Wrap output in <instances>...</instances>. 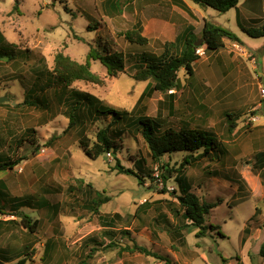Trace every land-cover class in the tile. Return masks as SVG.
Instances as JSON below:
<instances>
[{
  "label": "rangeland",
  "instance_id": "374dc122",
  "mask_svg": "<svg viewBox=\"0 0 264 264\" xmlns=\"http://www.w3.org/2000/svg\"><path fill=\"white\" fill-rule=\"evenodd\" d=\"M104 1L0 0V46L9 45L14 53L9 56H15L14 61L0 59V97L8 99L0 104V156L25 158L11 171H0L8 195L17 199L15 205L0 202L4 264H18L21 258L24 264H264L258 256L264 240V183L255 165V156L264 152V38L243 32L264 25V0H247L237 13L201 9L186 0L190 13L167 0H118L115 12ZM204 19L233 33L238 42L224 39L216 52L199 47L193 75L181 69L174 91L146 94L138 102L150 81L131 78L132 60L116 77L90 60L102 84L77 81L67 93H88L118 111L133 109V117L154 119L160 132L201 130L216 139L219 154L192 161L182 172L191 192L215 205L206 216L215 228L198 239L170 212L177 208L174 171L187 154H164L154 163L140 132L125 128L117 133L108 117L91 116L86 109L76 112L77 121L68 128L69 106L53 62L61 52L83 64L90 49L103 48L158 57L187 26L201 40ZM137 24L147 39L144 46L123 38ZM226 116L235 123L231 134ZM106 128L120 147L88 155L96 132ZM116 161L145 177L119 174L113 169ZM93 192L108 199L98 214L90 209ZM20 214L37 222L34 234L21 226ZM103 217L114 218L111 229L104 228ZM133 243L162 259L124 251Z\"/></svg>",
  "mask_w": 264,
  "mask_h": 264
},
{
  "label": "trees",
  "instance_id": "16d2710c",
  "mask_svg": "<svg viewBox=\"0 0 264 264\" xmlns=\"http://www.w3.org/2000/svg\"><path fill=\"white\" fill-rule=\"evenodd\" d=\"M117 1L106 0L105 4L110 11L117 12L119 10ZM173 6L190 13L185 0H167ZM193 5L198 6L201 9L211 8L218 13H226L231 9H235L240 0H186ZM137 28L126 31L123 34V38L129 43L138 46H144L147 43V39L141 35L142 29L139 24ZM243 32L251 38H264V25L257 29H243ZM200 38L204 47V52H216L223 48L224 39L238 42V38L230 31L218 27L208 20L203 21V27L201 30ZM197 37L193 32L192 26H187L172 42H167L163 45L164 51L158 56H152L146 53H140L137 55H127L122 52H110L107 48H103V51L99 52L96 49H90L86 58V62L83 64L77 63L71 60L68 56L63 55L61 52L54 56L53 74L55 75L56 82L61 84L62 96L64 103L69 106L68 113V128L75 125L77 121L76 112L80 113L83 109L87 110L91 116L97 118H109V125H113L117 129V133H121L125 128L134 129L140 132L143 140L148 146L151 160L154 163H160V159L164 154L172 153H186L183 158V164L174 171L176 173L175 182L177 184V192H172L177 208L175 206L171 208L172 215L180 218L185 224V227H192L195 231V237L205 238L207 233L214 229L212 224H207L206 216L209 214L215 205L209 204L205 201H201L195 194L191 192L190 184L186 182L183 177V168L186 165H190L192 161H196L202 157L211 155V153H220L221 148L216 139L209 133L201 130H192L181 128L176 131L172 128H167L160 132V125L154 120L148 117H133V109L131 111H118L116 109L107 107L102 102L88 93H83L75 90H70L69 87L77 81L91 83L94 85H101L102 80L91 72L89 61H98L106 70L108 77H116L119 73H125L127 60H132L134 73L131 78L138 82L150 81L147 88L142 93L138 102L143 99L146 94L158 92L161 94H167L170 91H174L177 85V73L183 69L186 75H193V64L198 60L199 56L196 54V50L199 47H195L194 44L197 41ZM9 45L0 46V59L8 57V60L14 61L13 48L10 49ZM13 47V46H12ZM13 53L9 56L10 53ZM67 94V96H66ZM172 95V94H169ZM26 104L27 102L24 101ZM33 104V102H31ZM229 121L227 132L231 134L235 129L234 121H231V116H226ZM122 130V131H121ZM97 143L94 146L92 152H87L92 157H98L100 154L115 153L120 147L118 142L113 141L107 133L106 129H100L96 132ZM201 151V152H200ZM196 154V155H194ZM256 167L259 169V177L264 183V152L258 153L255 156ZM25 158H16L14 160L9 157L0 156V171H11ZM160 168H166V171H170L168 166H159ZM119 174H125L133 176L136 179L140 177L132 169L123 168L116 161V166L113 168ZM161 178L165 181V175L161 174ZM94 198L90 201V209L93 213L98 214L99 207L108 201L107 198H102L97 192H93ZM17 200V199H16ZM14 198H10L7 193V188L2 181H0V202L2 205L10 204L15 205ZM20 205L19 207H21ZM175 208V209H174ZM20 224L27 229L29 233L34 234L37 227V222H31L29 217L20 214ZM101 216H99L100 218ZM114 217H117L115 215ZM103 217V226L105 229H111L114 225V218ZM111 231V230H106ZM111 233V232H105ZM125 236H128V232H123ZM128 253L139 252L146 256H151L156 259H162L157 254L147 250L144 247L134 244L132 246H126L123 248ZM89 254L87 257L89 258ZM258 256L264 260V241L260 244L258 249ZM0 261L7 263L5 257L0 256ZM25 259L21 258L18 264H24ZM237 261H239L237 259ZM168 264L167 260H164ZM237 264H240L238 262Z\"/></svg>",
  "mask_w": 264,
  "mask_h": 264
},
{
  "label": "water",
  "instance_id": "95a60500",
  "mask_svg": "<svg viewBox=\"0 0 264 264\" xmlns=\"http://www.w3.org/2000/svg\"><path fill=\"white\" fill-rule=\"evenodd\" d=\"M202 45V41L201 40H197L194 44L195 47H200ZM4 102H8V99L5 97H0V104L4 103ZM0 264H4L2 262H0Z\"/></svg>",
  "mask_w": 264,
  "mask_h": 264
},
{
  "label": "crops",
  "instance_id": "0c3cea01",
  "mask_svg": "<svg viewBox=\"0 0 264 264\" xmlns=\"http://www.w3.org/2000/svg\"><path fill=\"white\" fill-rule=\"evenodd\" d=\"M105 1H106V0H105ZM105 1H104V2H105ZM242 1H243V0H240V2L238 3L237 7L235 8V9H236V13H237V10L239 11V9H240L241 7H244V5L246 4V1H247V0L243 1L242 6H240V3H241ZM238 7H239V9H238ZM179 34H180V33H179ZM176 37H177V36H176ZM176 37H175V38H176ZM175 38H174V39H175ZM263 241H264V240H263Z\"/></svg>",
  "mask_w": 264,
  "mask_h": 264
},
{
  "label": "built area",
  "instance_id": "2783aa9c",
  "mask_svg": "<svg viewBox=\"0 0 264 264\" xmlns=\"http://www.w3.org/2000/svg\"><path fill=\"white\" fill-rule=\"evenodd\" d=\"M262 93L264 94V92L262 91Z\"/></svg>",
  "mask_w": 264,
  "mask_h": 264
}]
</instances>
